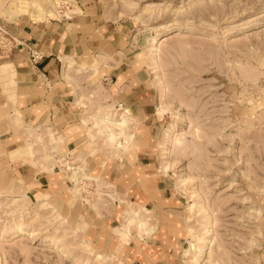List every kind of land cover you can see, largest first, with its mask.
Instances as JSON below:
<instances>
[{"label": "rangeland", "instance_id": "374dc122", "mask_svg": "<svg viewBox=\"0 0 264 264\" xmlns=\"http://www.w3.org/2000/svg\"><path fill=\"white\" fill-rule=\"evenodd\" d=\"M77 15L122 33L112 53L102 48L74 74L94 153L149 159L148 174L182 211L180 264H264V0H0V55L15 48L18 19ZM33 142H22L31 165L45 152L40 135ZM52 153L48 167L74 186L41 202L26 184L0 196V264H124L84 237L83 215L112 199L86 181L89 160L66 165ZM138 183L126 193L129 233L144 217L131 203ZM148 207L158 220L157 202Z\"/></svg>", "mask_w": 264, "mask_h": 264}, {"label": "crops", "instance_id": "0c3cea01", "mask_svg": "<svg viewBox=\"0 0 264 264\" xmlns=\"http://www.w3.org/2000/svg\"><path fill=\"white\" fill-rule=\"evenodd\" d=\"M77 16L54 21L22 18L9 27L16 46L10 54L0 55V196L20 195L24 184L25 194L40 202L48 194L51 197V193L58 191L70 192L67 187L74 183L69 173L58 169L59 165L50 169L45 161L48 152L66 165L88 159L86 181L101 184L112 199L105 200L107 205H91L90 215H83L87 219L83 225L86 241L124 264H180L186 230L182 211L173 203L174 198L154 183L158 174H148L149 159L129 153H119L117 157L104 151L94 153L90 130L94 124L91 119H82L84 112L77 98L74 74L85 70L82 63L102 48L112 53L121 42L122 33L117 28L109 30L96 18ZM34 52L40 56L37 62L32 58ZM125 114L129 118V110ZM39 135L44 139L45 152L40 153L44 157L31 165V148L22 142L27 136L31 145L37 147L39 142L36 145L33 141ZM21 149L24 152L12 156ZM138 182L140 192L131 203H139V210H134L144 217L139 222L141 227L131 225L129 233L121 221L127 218L126 193ZM115 191L122 198L118 203L112 202V196L117 197ZM150 199L161 208L153 211L157 213L156 221L150 218Z\"/></svg>", "mask_w": 264, "mask_h": 264}, {"label": "built area", "instance_id": "2783aa9c", "mask_svg": "<svg viewBox=\"0 0 264 264\" xmlns=\"http://www.w3.org/2000/svg\"><path fill=\"white\" fill-rule=\"evenodd\" d=\"M2 30V29H1ZM2 32H4L5 34H7V32L6 31H4V30H2ZM14 40V39H13ZM12 39H11V41H10V43H13V42H15V40L13 41ZM3 43V42H2ZM32 58H33V61L34 62H37L39 59H40V56H39V54L38 53H32Z\"/></svg>", "mask_w": 264, "mask_h": 264}, {"label": "bare ground", "instance_id": "6f19581e", "mask_svg": "<svg viewBox=\"0 0 264 264\" xmlns=\"http://www.w3.org/2000/svg\"><path fill=\"white\" fill-rule=\"evenodd\" d=\"M60 1V0H59ZM49 5V4H48ZM50 10V9H49ZM49 10H47V12H49ZM49 13H53V12H49ZM52 15V14H51ZM54 16V15H53ZM100 259H101V257H100Z\"/></svg>", "mask_w": 264, "mask_h": 264}]
</instances>
